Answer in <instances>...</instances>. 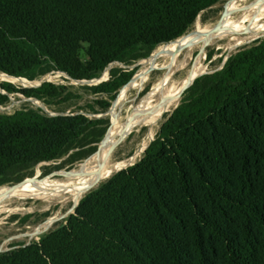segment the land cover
Masks as SVG:
<instances>
[{"label":"trees","instance_id":"1","mask_svg":"<svg viewBox=\"0 0 264 264\" xmlns=\"http://www.w3.org/2000/svg\"><path fill=\"white\" fill-rule=\"evenodd\" d=\"M231 1L0 0L1 73L32 80L49 67L86 83L0 86V106L19 93L47 110L0 115V186L94 154L110 125L95 107L106 112L131 67ZM181 98L137 164L85 194L66 224L1 252L0 264H264V37Z\"/></svg>","mask_w":264,"mask_h":264},{"label":"rangeland","instance_id":"2","mask_svg":"<svg viewBox=\"0 0 264 264\" xmlns=\"http://www.w3.org/2000/svg\"><path fill=\"white\" fill-rule=\"evenodd\" d=\"M251 1L252 0H248L246 4H249ZM229 3L230 2L226 4H219L213 8L204 11L197 18L193 29L187 34L194 32L196 30V26H201L203 28L205 27L210 28L215 26L221 15L224 13L225 7ZM187 34L185 36H187ZM263 37L264 34L259 36L255 40H252L250 42H244L241 45L235 47L233 45L234 43L233 44L231 43L228 46V41L224 40L218 43L217 45L208 48L206 54L201 60V63L207 66V71L203 75H208L220 70L223 67V63L228 59V57L231 54L235 53L238 49L242 47L251 45L256 40H259ZM164 47L165 46L159 47L157 50L154 51V53L151 55L149 59L143 60L138 64H136L135 66L131 67V70L134 68L137 69L135 75L133 76L131 82L120 91L117 99L113 102V104L109 107V109L106 112L103 113L100 107L98 106L95 107L97 114L93 116L97 118L108 117L110 125L105 138L102 140V142L98 146L97 151L94 154L86 156L84 157V159L74 163L68 161V156L54 163H41L35 167L33 176L30 178H26V179H31V178H35V179L33 180L23 179L20 180L19 182L12 181L7 184L1 185L0 189L13 188L24 180L26 181L22 183H26V184H35L38 182H42L44 180H54V181L61 180L67 174L77 169L85 161L95 157L100 149L101 144L109 136L113 127V123L123 124L127 116H129L131 113H133L136 110L142 98L146 94H148L150 90L165 76L166 70L162 69V67L165 64H167L169 60L167 58H162L161 56L156 61L154 70H152L149 74L145 75L142 81L141 79L138 78L139 75L144 74V72L148 70L149 67H151L150 64L151 59L155 56V54H158ZM191 68L192 67L190 66L188 69L184 71L175 73L174 80L180 81L183 78H185L188 75ZM107 79H108V72L104 73L100 79L89 82L88 85H96L103 81H106ZM44 83L73 86L75 88L83 84H86L85 82L73 81L66 74L56 70L55 68H49V67H45L44 69H42V71L39 72L32 80L23 77L9 76L0 72V86L3 84H9L12 87L20 90V89L38 88ZM2 92L5 94L4 91ZM85 98H86L85 100H87L89 99V96L86 94ZM90 98H96V97L90 96ZM181 99L182 98L180 97V101ZM23 107L41 108L44 111H47L46 107L43 105L41 101L33 98H25L19 93H11L8 94V102L5 105L0 106V115H10L14 113L16 110L21 109ZM173 111L162 122H160L156 128L153 129L151 134L149 132V129L144 126L131 131V133H129L131 135H127L123 139V141L115 149H113L109 157L111 163H117L122 160H129L134 156L136 152L143 150V152L140 155H138L131 162L128 163L129 165L127 164L126 167L122 168L119 171L125 170L137 164L144 157L145 150L148 148L150 143L157 136L161 125L167 120V118L173 113ZM98 186L95 187L93 190L97 189ZM58 200H42V199L36 200V198H27L21 200L6 201L4 204L6 210L4 209V211L0 213V251L2 252L7 251L10 249L12 245L15 244L23 243L27 245L34 241L37 242L40 240V237L43 234L48 233L49 231L56 230L62 225L66 224L68 217L71 215L70 211L72 210L75 204L72 203L71 201L64 199L59 201ZM27 216L29 217L26 218ZM50 221H53V223L50 224L49 228L46 230L45 227L48 226V223Z\"/></svg>","mask_w":264,"mask_h":264},{"label":"bare ground","instance_id":"3","mask_svg":"<svg viewBox=\"0 0 264 264\" xmlns=\"http://www.w3.org/2000/svg\"><path fill=\"white\" fill-rule=\"evenodd\" d=\"M247 1L233 0L225 7V17L217 32L210 33L214 26L210 28L196 26L194 32L167 46L165 45L150 61L151 67L155 68V63L161 56L167 58L169 62L162 67L166 70L165 76L142 98L136 110L131 113L135 114L136 117L131 119L128 124L125 122L123 124L113 123L112 130L101 144L97 155L85 161L63 179L57 181L44 180L35 184L21 183L15 188H1L0 213L4 211V204L8 200L64 199L77 204L83 196L82 192L87 187L94 185L98 179H100V184L110 178L115 172L126 167L129 162L140 155L143 150L136 152L129 160H122L117 163H111L110 156L107 157V153L114 147L122 133L126 131L131 133V131L144 126L149 129L151 134L153 129L178 106L184 89L207 71V66L203 65L201 60L208 48L224 40L228 41V46L234 43L235 47L244 42L255 40L264 34V0H252L246 4ZM190 66L192 68L185 78L180 81L174 80L175 73L184 71ZM143 77V74L138 76L141 81ZM52 223L53 221H50L48 226Z\"/></svg>","mask_w":264,"mask_h":264},{"label":"water","instance_id":"4","mask_svg":"<svg viewBox=\"0 0 264 264\" xmlns=\"http://www.w3.org/2000/svg\"><path fill=\"white\" fill-rule=\"evenodd\" d=\"M224 17H225V13H223L222 15H221V17L219 18V20H218V22H217V24L213 27V28H211V30H210V33H214V32H217L218 31V27H219V25H220V23L222 22V20L224 19ZM192 33V32H191ZM190 34V33H189ZM188 35V34H187ZM184 37V36H183ZM227 61V60H226ZM226 61L223 63V65L226 63ZM152 70H154V68L153 67H150V68H148V70H146L145 72H144V76L145 75H147V74H149ZM212 74V73H211ZM194 82V81H193ZM193 82L188 86V87H186L185 89H184V91H183V93L193 84ZM176 109V108H175ZM48 113V112H47ZM50 116H58V114H52V113H48ZM136 117V115L135 114H130L129 116H127V118H126V120H125V123L126 124H128L129 123V121L131 120V119H133V118H135ZM127 135H129V132H124V133H122V135L121 136H119V138H118V140L116 141V143H115V145H114V147L107 153V157H109L110 156V154L112 153V151H113V149L114 148H116L122 141H123V139L127 136ZM33 179H35V178H31V179H26V180H33ZM26 180H24V181H26ZM24 181H22V182H24ZM21 182V183H22ZM99 182H100V179H98L97 181H96V183L94 184V185H92V186H89V187H87L86 188V190L84 191V192H82V195L84 196L85 194H87L88 192H90L91 190H93L95 187H97L98 185H99ZM21 183H19L18 185H16L15 187H18ZM15 187H13V188H15ZM83 196H82V198H83ZM77 206H78V203L77 204H75L74 206H73V208H72V210L70 211V214H73L74 213V210L77 208ZM49 228V226H47L46 227V230ZM38 234V233H37ZM2 251H0V253H1Z\"/></svg>","mask_w":264,"mask_h":264}]
</instances>
